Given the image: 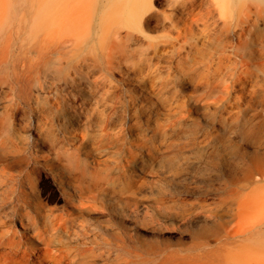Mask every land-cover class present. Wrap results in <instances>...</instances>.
Returning <instances> with one entry per match:
<instances>
[{"label":"bare ground","instance_id":"6f19581e","mask_svg":"<svg viewBox=\"0 0 264 264\" xmlns=\"http://www.w3.org/2000/svg\"><path fill=\"white\" fill-rule=\"evenodd\" d=\"M9 21L11 35L0 39V60L13 52L10 87L21 86L19 97L26 103L33 99L34 87L45 90L48 80L56 84L67 70L66 81L91 80L94 95L114 102L126 92L121 90L124 82L110 76L123 67L139 71L155 90L157 72L175 65L187 69L190 80L208 86L211 94L218 93L213 105L222 112L220 124L227 131L200 135L193 129L188 132L192 140L182 144L207 161L211 174L224 175L223 165L228 166L221 199L228 219H221L219 247L210 264H264V0H0V32ZM216 84L220 88L214 91ZM236 87L249 89L250 97L243 100L239 92L233 97ZM158 91L160 95L162 89ZM129 98L139 105L136 94ZM102 107L90 112L98 115L91 126L99 132L87 124L76 127L75 118L61 106L58 111L46 107L48 133L40 125L37 138L30 136L25 146L11 144L26 138L0 136V159L14 156L0 165V212L15 200L17 209L37 212V218L27 212L28 228L21 233L9 227L8 216L0 215V264H46L58 257L39 221H46V214L37 201L38 169L62 157L78 159L88 142L100 150L113 144L108 124L113 105L102 102ZM134 111L137 117V106ZM59 118L63 123H57ZM187 122L183 115L167 118L160 124L162 135L176 144ZM194 125L199 124L194 120ZM169 127L177 130L168 134ZM77 130L82 132L78 140L73 135ZM41 140L50 142L52 155L39 151ZM29 148L35 167L26 169L30 161L23 153ZM64 168L65 175L56 172L55 181L80 210L89 200L80 170L73 162Z\"/></svg>","mask_w":264,"mask_h":264},{"label":"rangeland","instance_id":"374dc122","mask_svg":"<svg viewBox=\"0 0 264 264\" xmlns=\"http://www.w3.org/2000/svg\"><path fill=\"white\" fill-rule=\"evenodd\" d=\"M4 25L0 39L11 35L10 21ZM36 31L35 27L32 34ZM12 37L16 40V33ZM12 53L6 61L0 60V136L26 138L16 139L12 146L27 145L30 136L37 138L40 125L43 133H48L46 107L58 111L64 106L68 116L75 118L76 127H82L97 121L98 115L90 114L92 109L102 110V102L113 105L108 121L113 144L100 150L88 142L80 149L78 159L62 157L38 169L37 201L46 214V221H39L46 227V243L58 251V257L46 264H210L212 252L219 247L221 219H228L221 206L228 166L223 165L224 175L211 174L207 161L183 145L192 140L188 132L193 129L200 135L227 131L220 124L222 112L213 105L219 94H211L208 86L190 80L187 69L175 65L157 72L155 90L148 81L143 82L139 71L123 67L110 76L114 82H124L121 90L126 92L114 102L94 95L91 80L79 78L74 84L66 81L67 70L62 71L63 78L56 84L48 80L45 90L34 87L33 99L26 103L19 97L22 87H10ZM7 79L8 83L4 81ZM214 87V91L220 88L217 84ZM158 89H162L160 95ZM238 92L243 100L250 97L249 89L242 91L239 87L233 97ZM130 94L139 98L137 117ZM175 114L187 117L188 126L176 144H170L160 124ZM194 120L198 126H192ZM57 123H63L62 118ZM169 129L171 134L177 127ZM90 130L99 132V127L91 126ZM73 135L78 140L82 132L77 130ZM37 148L43 155H52L48 140H41ZM32 151L29 148L23 153L30 161L24 165L26 169L35 167ZM12 161L14 156L9 155L0 159V165ZM70 162L80 170L82 186L89 196L80 210L54 177L56 172L65 175L64 166ZM16 204V200L9 203L0 215L8 216L9 227L21 233L28 228L27 212L33 218H37V212L33 207L17 209Z\"/></svg>","mask_w":264,"mask_h":264}]
</instances>
